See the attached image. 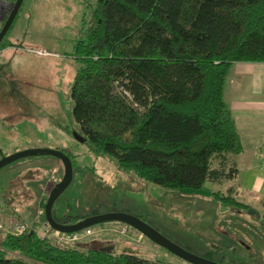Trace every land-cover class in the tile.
I'll return each mask as SVG.
<instances>
[{"label":"trees","instance_id":"16d2710c","mask_svg":"<svg viewBox=\"0 0 264 264\" xmlns=\"http://www.w3.org/2000/svg\"><path fill=\"white\" fill-rule=\"evenodd\" d=\"M82 25L71 114L90 150L168 189L199 190L229 177L210 167L216 156L241 151L223 84L230 64L264 63V0H95ZM211 194L233 209L248 207ZM27 222L20 235L0 232V264H166L59 247L36 236V221Z\"/></svg>","mask_w":264,"mask_h":264},{"label":"rangeland","instance_id":"374dc122","mask_svg":"<svg viewBox=\"0 0 264 264\" xmlns=\"http://www.w3.org/2000/svg\"><path fill=\"white\" fill-rule=\"evenodd\" d=\"M13 2L0 0V17ZM94 2L22 0L0 46V156L32 148L73 156L70 183L51 207L58 220L68 214L79 219L129 214L198 257L220 264H264V218L257 205L233 209L212 197L209 184L199 190L163 188L121 170L111 156L90 150L71 114L70 87L78 67L74 43ZM242 85L248 90L251 84ZM43 158L56 159L28 156L0 168V198L21 216L34 212L39 200L43 210L51 187H44L36 162ZM51 232L76 237L59 247L189 264L117 221L68 234Z\"/></svg>","mask_w":264,"mask_h":264},{"label":"crops","instance_id":"0c3cea01","mask_svg":"<svg viewBox=\"0 0 264 264\" xmlns=\"http://www.w3.org/2000/svg\"><path fill=\"white\" fill-rule=\"evenodd\" d=\"M249 82V89L243 88V82ZM222 99L229 109L241 142V151L237 154L216 156L211 161V169H223V173L231 171L229 177L216 181H206L211 192L220 191L231 195L238 202L252 207L257 205L261 210L264 204V63L234 62L225 74ZM40 172L44 179V187L50 185L48 174L56 171L60 178L62 167L57 159H39ZM203 187V186H202ZM236 197V198H235ZM3 213L10 210L20 219L37 222L42 216L37 211L43 210L39 203L26 216L11 210L5 201ZM37 207V208H36Z\"/></svg>","mask_w":264,"mask_h":264},{"label":"water","instance_id":"95a60500","mask_svg":"<svg viewBox=\"0 0 264 264\" xmlns=\"http://www.w3.org/2000/svg\"><path fill=\"white\" fill-rule=\"evenodd\" d=\"M21 2L22 0H14L11 9L9 10L6 18L4 19L0 27V40L7 31ZM43 155L55 157L60 162L62 167L61 176L59 180L50 187L43 206V217L45 223L48 225L50 229L60 233H71L89 227L99 222L117 221L132 227L141 235L150 239L154 243L162 246L163 248H165L172 254L176 255L177 257L181 258L182 260L188 262L189 264H220L218 262L210 261L189 253L188 251L182 249L181 247L177 246L169 239L161 235L156 229L149 226L143 220L133 215L124 214V213H106V214H99V215L79 219L72 223L57 222L55 219H53L51 215V207L55 199L68 186L72 176L71 162L69 157L65 153H63L60 150H54L48 148L25 149L14 152L6 156H0V168L19 158H24L28 156H43Z\"/></svg>","mask_w":264,"mask_h":264},{"label":"built area","instance_id":"2783aa9c","mask_svg":"<svg viewBox=\"0 0 264 264\" xmlns=\"http://www.w3.org/2000/svg\"><path fill=\"white\" fill-rule=\"evenodd\" d=\"M38 54H42L43 52L37 51ZM59 180V177L56 176V171L52 170L48 176L47 181L52 186ZM3 203L0 201V232L8 233L12 235H20L25 230L30 227V224L22 219H20L17 215H15L12 211L8 210L6 213H3ZM38 215H43L42 211H37ZM36 225L32 227V231L39 238H49L56 243L74 240L76 237L72 235H59L53 234L51 231H54L48 227L44 220L37 222L35 218ZM56 232V231H55ZM60 233V232H58ZM61 234V233H60ZM68 234V233H64ZM55 238V240H54Z\"/></svg>","mask_w":264,"mask_h":264}]
</instances>
